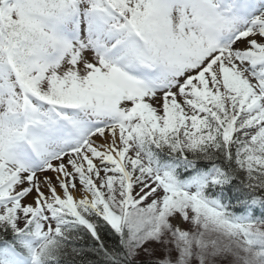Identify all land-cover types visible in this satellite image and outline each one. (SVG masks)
I'll return each instance as SVG.
<instances>
[{
	"label": "snow or ice",
	"instance_id": "obj_1",
	"mask_svg": "<svg viewBox=\"0 0 264 264\" xmlns=\"http://www.w3.org/2000/svg\"><path fill=\"white\" fill-rule=\"evenodd\" d=\"M0 264H264V0H0Z\"/></svg>",
	"mask_w": 264,
	"mask_h": 264
}]
</instances>
